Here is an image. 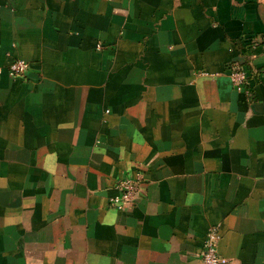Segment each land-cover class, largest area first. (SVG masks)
Wrapping results in <instances>:
<instances>
[{
  "label": "crops",
  "instance_id": "1",
  "mask_svg": "<svg viewBox=\"0 0 264 264\" xmlns=\"http://www.w3.org/2000/svg\"><path fill=\"white\" fill-rule=\"evenodd\" d=\"M259 33L264 0H0V264H202L212 228L264 264Z\"/></svg>",
  "mask_w": 264,
  "mask_h": 264
},
{
  "label": "built area",
  "instance_id": "2",
  "mask_svg": "<svg viewBox=\"0 0 264 264\" xmlns=\"http://www.w3.org/2000/svg\"><path fill=\"white\" fill-rule=\"evenodd\" d=\"M250 45L257 47L264 45V33L253 35L249 38ZM99 48V47H98ZM29 68L28 61L17 58L11 61L8 66V75L11 78H23ZM229 78L235 90L244 92L248 97L252 96V88L249 85L248 76L245 69L238 63L230 65ZM256 75L264 77V68L255 70ZM254 71V72H255ZM142 176L137 173L134 177H125L117 182L118 194L111 198L109 203L116 209H123L136 203L140 195ZM220 235L217 229H210L204 239L200 252L202 264H227L228 259L222 257L218 252V241Z\"/></svg>",
  "mask_w": 264,
  "mask_h": 264
}]
</instances>
